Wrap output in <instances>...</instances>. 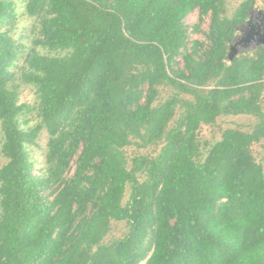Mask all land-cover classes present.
<instances>
[{
  "label": "trees",
  "instance_id": "trees-1",
  "mask_svg": "<svg viewBox=\"0 0 264 264\" xmlns=\"http://www.w3.org/2000/svg\"><path fill=\"white\" fill-rule=\"evenodd\" d=\"M226 1L0 0V264H264V0Z\"/></svg>",
  "mask_w": 264,
  "mask_h": 264
},
{
  "label": "rangeland",
  "instance_id": "rangeland-1",
  "mask_svg": "<svg viewBox=\"0 0 264 264\" xmlns=\"http://www.w3.org/2000/svg\"><path fill=\"white\" fill-rule=\"evenodd\" d=\"M14 2L15 10L18 14V21L16 27V34L19 35L23 30H26L29 28L31 25V22L25 18L22 15L23 12V3L24 0H12ZM241 2V0H227L226 1V8H227V13L230 15V13L233 11V9ZM197 23V12H192L190 13L186 19H185V24L189 27L194 26ZM246 24H250L251 26L263 24L264 25V2L263 1H257L253 4L252 9L249 12V18ZM245 25V24H244ZM243 26V25H242ZM242 26L237 28V33L234 39V42L232 46L236 43L239 42L243 38V28ZM207 28L206 22L202 24L201 30H205ZM192 40H202V35L200 33L192 34L191 35ZM24 45L28 46L29 43L27 41L23 42ZM238 53L242 52L244 50H251V47L243 49L242 47H237ZM34 100V94L33 91L30 87H26L23 89L22 94L20 96V102L21 103H33ZM253 120L249 117H236V118H226V119H221L219 120V124L221 125L222 128L224 127H234V126H243V127H248L250 124H252ZM203 136L206 138H210L211 134L208 129H204L202 132ZM218 137V133L215 134ZM45 135H42L41 139L39 140L40 146L43 148L45 146ZM254 155L256 158L259 160V149L257 147L253 148ZM34 156L35 158H38L42 160L41 158V152L39 150L34 151ZM2 159L0 158V162L2 163ZM122 226H117V228L114 231V236L118 235L121 230Z\"/></svg>",
  "mask_w": 264,
  "mask_h": 264
},
{
  "label": "water",
  "instance_id": "water-1",
  "mask_svg": "<svg viewBox=\"0 0 264 264\" xmlns=\"http://www.w3.org/2000/svg\"><path fill=\"white\" fill-rule=\"evenodd\" d=\"M243 28V38L236 42L233 46L230 47L228 58L232 59L235 55L238 54L237 47H242L243 49L251 47V49L261 46L264 49V25L259 24L251 26L250 24H245Z\"/></svg>",
  "mask_w": 264,
  "mask_h": 264
}]
</instances>
